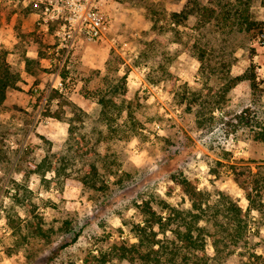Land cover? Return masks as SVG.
Returning <instances> with one entry per match:
<instances>
[{"label": "rangeland", "instance_id": "374dc122", "mask_svg": "<svg viewBox=\"0 0 264 264\" xmlns=\"http://www.w3.org/2000/svg\"><path fill=\"white\" fill-rule=\"evenodd\" d=\"M31 1L0 0V34L5 37L0 49L8 51L7 59L22 77L19 89L10 90L0 106V264H74L112 241H134L129 229L141 216L142 201L157 210L189 204L183 178L197 190L225 191L248 214L247 247L214 264L257 263L264 250V206L263 212L255 209L247 195L256 193V173L264 175V141L253 139V122L244 124L236 115L249 109L246 116L264 120V93L254 95L250 82L241 80L198 118L181 98H221L223 76L246 71L264 87V34L241 31L230 21H219L217 27L214 19L195 28L192 16L183 24L172 23L170 13L185 0H111V34L120 37L119 43L78 42L62 55L49 52L57 42L55 24L42 30L40 45L20 40L16 27L24 25L28 16L23 9ZM221 3L238 6L236 0ZM248 3L251 18L264 20V0ZM38 48L46 50V60L32 73L22 71L24 51ZM200 48L214 67L209 85ZM112 88L118 106L106 118L98 94H110ZM52 89L63 100L58 102L59 96L50 104L60 117L42 113ZM28 146L38 160L56 153L76 158L67 179L54 171L33 173L27 184L32 192L23 206L13 193L22 181L16 163ZM88 147L94 150L89 153ZM93 160L103 186L73 182ZM206 251L213 261L210 240Z\"/></svg>", "mask_w": 264, "mask_h": 264}, {"label": "trees", "instance_id": "16d2710c", "mask_svg": "<svg viewBox=\"0 0 264 264\" xmlns=\"http://www.w3.org/2000/svg\"><path fill=\"white\" fill-rule=\"evenodd\" d=\"M212 2L214 4L209 6L202 0H185L178 11L170 13V21L175 24H183L192 16L197 19L195 28L201 29L212 19L216 20L214 23L217 27L221 26L219 21H230L241 31L254 29L258 31V34H264V20L251 18L248 0H236L238 6L231 8H227V3H221V0H212ZM40 9L41 5H36L34 1H31L23 9V16ZM16 29L20 40H33L39 45L42 44V30L38 25H35L32 30H27L19 24ZM36 52V56H30L24 51L20 58V62L24 63V70L28 73L34 72L40 66L41 58L47 54L46 50L41 48H38ZM7 54L6 49H0V106L7 99L10 90L19 89V82L22 79L21 70L12 65L7 59ZM199 61L204 81L207 84L210 73L214 72V67L210 62H207L206 52L203 48L199 50ZM62 76L65 77L64 74ZM244 79L250 82L254 95L264 93V87L260 86L255 74L246 71L240 75L226 74L223 76L221 98L214 100L208 96L203 98L200 94L191 97L183 94L181 102L185 100L187 109L192 110L197 118L203 117L206 112L210 113L215 106L222 102L227 91ZM209 88L212 89V87ZM109 92L110 94H98V102L101 105L100 113L106 118L118 106L116 89L112 88ZM43 95L44 92H41L38 101H41ZM60 95L58 89H52L47 103L42 108L43 114L61 116L57 110L52 112L50 106L51 102ZM62 101L60 96L58 102ZM197 101L199 106H196ZM249 111V109H245L236 116L244 124L251 125L250 123L253 122V139L264 141V120L246 116L245 113ZM86 150L91 153L94 149L88 147ZM75 158L76 156L68 153L65 155L56 153L54 156L46 154L38 160L33 147L24 148L16 163L22 181L15 185L14 201L23 206L28 203V201L25 202V198L29 197L32 190L28 188L27 184L33 173L44 175L47 171H54L57 177L64 176L67 179L70 175L68 170L72 168ZM80 171L76 181H73L76 184L93 189L103 186L104 180L95 160L83 165ZM261 175L256 173V193L253 196L258 204L253 205L255 201L250 193L247 198L252 207L263 212L264 200L260 187L263 186L264 190V175ZM180 184L188 196V205L163 206L157 210L149 200L142 201L139 205L141 216L139 220L133 222L129 229V233L135 238L134 241H131L130 238L112 241L107 246L98 249L97 253L91 252L80 262L74 264H117V262L127 264H214L216 261L221 262L224 257H230L238 249L247 247L250 229L249 217L232 196L221 190H197L196 186L186 178H183ZM207 240H210L214 247L213 257L215 259L213 261L208 257L206 251ZM66 245L67 243L60 245L49 257V260ZM254 264H264V250L258 256L257 263Z\"/></svg>", "mask_w": 264, "mask_h": 264}, {"label": "built area", "instance_id": "2783aa9c", "mask_svg": "<svg viewBox=\"0 0 264 264\" xmlns=\"http://www.w3.org/2000/svg\"><path fill=\"white\" fill-rule=\"evenodd\" d=\"M41 5L36 25L48 31L55 24L56 44L49 52L66 55L78 43L108 42L115 46L120 37L111 34L112 21L106 8L109 0H33Z\"/></svg>", "mask_w": 264, "mask_h": 264}, {"label": "crops", "instance_id": "0c3cea01", "mask_svg": "<svg viewBox=\"0 0 264 264\" xmlns=\"http://www.w3.org/2000/svg\"><path fill=\"white\" fill-rule=\"evenodd\" d=\"M110 5H111V0H109V2L106 4V8L108 10V13H109V7H110ZM27 16H28V18L24 19V25H22V26H23L24 29L32 30V28L36 24V21H37V18H38V11L31 12ZM110 16H111V14H110ZM40 29L42 30V28H40ZM43 32H46V31H43ZM2 35L3 34H0V42H2L5 39V37L2 36ZM90 44H97V43H90ZM26 54L27 55H30V56H36L37 55V52L36 51H32V53H30L28 51ZM44 60H46V59L44 57H42L40 61H44ZM20 63H21L20 66L22 67V71H25L24 70V63L23 62H20ZM48 63H49V61H48Z\"/></svg>", "mask_w": 264, "mask_h": 264}]
</instances>
